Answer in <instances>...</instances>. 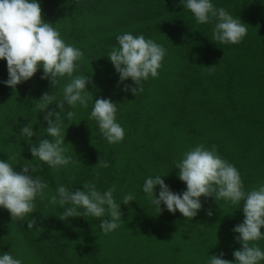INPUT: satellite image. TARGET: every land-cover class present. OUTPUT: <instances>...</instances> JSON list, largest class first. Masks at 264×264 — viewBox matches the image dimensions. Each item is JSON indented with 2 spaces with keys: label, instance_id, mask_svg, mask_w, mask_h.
I'll list each match as a JSON object with an SVG mask.
<instances>
[{
  "label": "trees",
  "instance_id": "obj_1",
  "mask_svg": "<svg viewBox=\"0 0 264 264\" xmlns=\"http://www.w3.org/2000/svg\"><path fill=\"white\" fill-rule=\"evenodd\" d=\"M38 2L42 18L84 54L74 75L91 77L87 88L94 100L117 103L125 137L118 144L103 138L89 117L91 102L88 108L65 104V112H75L64 123L72 163L57 171L33 161L20 129L33 125V144L51 139L43 129L45 112L36 105L45 93L62 100L69 78L51 85L38 69L12 89L3 83L8 73L6 61L0 60V159L10 157L17 172L39 163L33 175H41L50 194L61 184L75 191L88 182L100 191L113 188L117 203L128 193L134 201L121 202L120 226L107 234L100 228L101 220L110 219L107 215L61 220L63 209L49 203L47 195L37 198L33 212L23 218L0 208V255L8 251L24 264H206L209 255L221 252L232 260L233 251L241 247L232 229L244 219L239 209L243 201L232 205L202 196V208L189 220L163 204L158 212L142 185L146 177L159 174L173 192L184 191L175 166L198 144L214 145L238 169L246 192L264 183V0H213L247 24V35L234 45L211 41L213 25L197 24L180 0ZM124 32L143 34L167 49L159 76L142 81V90L135 94L130 90L134 82L129 78L118 83L119 75L106 57ZM49 109L58 111L55 104ZM99 160L108 167L96 165ZM154 192L158 195L159 186ZM254 243L264 250V240Z\"/></svg>",
  "mask_w": 264,
  "mask_h": 264
},
{
  "label": "clouds",
  "instance_id": "obj_2",
  "mask_svg": "<svg viewBox=\"0 0 264 264\" xmlns=\"http://www.w3.org/2000/svg\"><path fill=\"white\" fill-rule=\"evenodd\" d=\"M183 8L189 10L197 24H212V40L219 44H239L247 35L246 23L235 18L224 7L217 6L213 0H180ZM118 46H114L107 54L108 60L119 75L118 83L129 78L136 87L130 90L135 94L142 81L157 78L162 67V61L167 55V49L143 34L133 35L124 32L116 37ZM79 47L66 43L60 32L52 23L42 18L41 5L38 0H0V60L6 61L8 78L3 83L15 89L16 86L32 78L38 69L42 70L41 79H48L51 85L58 84L60 78L68 77L69 82L63 85L62 100H56L50 93L43 94L36 107L39 112H45L43 120L47 127L45 134L51 139H39L35 144L31 138L36 137L33 125L21 127L19 137L29 145L33 161L46 163L50 168L59 171L72 163V157L67 155L65 144V120L72 121L74 111L65 112V104L71 108L79 105L88 108L89 113L99 129L100 134L109 144H118L125 137V129L117 120V103L108 98L93 99L87 85L91 77L85 74H75L79 62L83 59ZM130 86L125 87V91ZM55 104L56 110L49 109ZM63 114V115H62ZM7 160L0 159V208L8 210L11 217L23 218L33 212L37 198L48 196L49 203L59 204L63 211L59 218L96 217L107 215L110 219L100 222L101 230L107 234L120 226V204L134 201L128 193L117 203L114 189L105 191L97 189L95 183L85 182L83 190L75 191L61 184L55 189V194L48 193L49 185L37 173L39 163L23 166L21 171ZM101 168L108 167L107 161L96 164ZM178 169V179L186 188L180 193L173 192L164 182L165 175H151L145 178L142 191L150 199L152 205L161 211L164 208L175 214L191 220L202 208L200 198L213 197L215 201L223 199L232 205H240L243 221L232 229L238 235L234 239L241 245L233 251V259H224V253L219 256L209 255L206 264H261L264 262V250L256 241L264 240V183L250 191H245L238 169L226 159H223L211 148L198 144L183 154L175 166ZM159 186L158 195L154 192ZM65 205H68L65 207ZM80 209L83 211L81 212ZM211 216L212 212L208 211ZM28 227H33L32 223ZM0 264H24L21 258H14L8 251L0 255Z\"/></svg>",
  "mask_w": 264,
  "mask_h": 264
}]
</instances>
